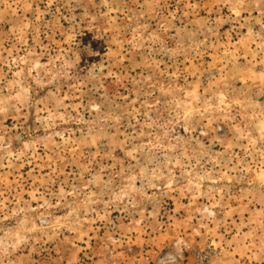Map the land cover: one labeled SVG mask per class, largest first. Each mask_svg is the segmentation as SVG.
Instances as JSON below:
<instances>
[{
	"label": "rangeland",
	"instance_id": "1",
	"mask_svg": "<svg viewBox=\"0 0 264 264\" xmlns=\"http://www.w3.org/2000/svg\"><path fill=\"white\" fill-rule=\"evenodd\" d=\"M0 264H264V0H0Z\"/></svg>",
	"mask_w": 264,
	"mask_h": 264
}]
</instances>
